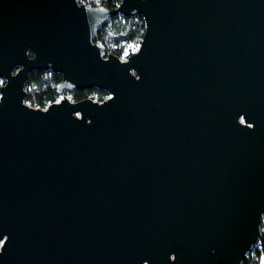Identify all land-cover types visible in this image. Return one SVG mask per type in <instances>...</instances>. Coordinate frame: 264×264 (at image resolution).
<instances>
[{
  "label": "water",
  "instance_id": "obj_1",
  "mask_svg": "<svg viewBox=\"0 0 264 264\" xmlns=\"http://www.w3.org/2000/svg\"><path fill=\"white\" fill-rule=\"evenodd\" d=\"M117 13L144 20L125 58L97 39ZM44 69L62 97L32 106ZM0 77V264H240L264 212V0H0Z\"/></svg>",
  "mask_w": 264,
  "mask_h": 264
},
{
  "label": "trees",
  "instance_id": "obj_2",
  "mask_svg": "<svg viewBox=\"0 0 264 264\" xmlns=\"http://www.w3.org/2000/svg\"><path fill=\"white\" fill-rule=\"evenodd\" d=\"M87 3L116 6L120 0H84ZM144 31V20L140 14H114L105 23L97 27V39L103 43L104 52H113L121 56L124 43H139ZM61 79L59 72L50 69L32 70L25 82V101L32 106L44 107L59 96L56 84ZM66 92V91H65ZM74 100L84 97L103 99L108 92L105 89L91 87L69 91ZM264 213V212H263ZM264 253V215L260 221V230L256 241L245 253L240 264H258L259 256Z\"/></svg>",
  "mask_w": 264,
  "mask_h": 264
},
{
  "label": "rangeland",
  "instance_id": "obj_3",
  "mask_svg": "<svg viewBox=\"0 0 264 264\" xmlns=\"http://www.w3.org/2000/svg\"><path fill=\"white\" fill-rule=\"evenodd\" d=\"M137 46H138V43H136V42L124 43V52H123V54L120 57L121 58H125L129 53L134 51L137 48ZM125 53H127V55H125ZM63 94L67 95L68 98L72 99L70 93L63 92ZM263 215H264V213H263Z\"/></svg>",
  "mask_w": 264,
  "mask_h": 264
},
{
  "label": "built area",
  "instance_id": "obj_4",
  "mask_svg": "<svg viewBox=\"0 0 264 264\" xmlns=\"http://www.w3.org/2000/svg\"><path fill=\"white\" fill-rule=\"evenodd\" d=\"M4 82H5V79L3 78V77H0V85H2V84H4ZM65 96H67V95H65ZM107 96V95H106ZM106 96L104 97V98H106ZM62 97V95L61 94H59V96L57 97V99H55V100H58L59 98H61ZM103 98V99H104ZM95 99V98H94ZM97 100V99H96ZM102 100V99H101ZM261 258H264V253H262L260 256H259V259H258V264H260V260H261Z\"/></svg>",
  "mask_w": 264,
  "mask_h": 264
},
{
  "label": "snow or ice",
  "instance_id": "obj_5",
  "mask_svg": "<svg viewBox=\"0 0 264 264\" xmlns=\"http://www.w3.org/2000/svg\"><path fill=\"white\" fill-rule=\"evenodd\" d=\"M125 55H127V53H125ZM260 264H264V258H261Z\"/></svg>",
  "mask_w": 264,
  "mask_h": 264
}]
</instances>
